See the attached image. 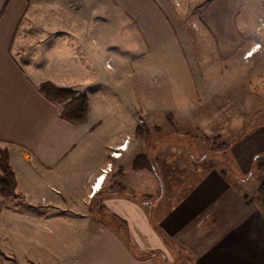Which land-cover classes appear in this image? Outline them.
<instances>
[{
  "label": "crops",
  "instance_id": "crops-1",
  "mask_svg": "<svg viewBox=\"0 0 264 264\" xmlns=\"http://www.w3.org/2000/svg\"><path fill=\"white\" fill-rule=\"evenodd\" d=\"M239 6L213 0L198 16L209 40L227 48L245 42L239 28L257 22ZM166 9L158 0H0V149L17 178L14 195L0 194V264H166L179 253L193 264H264L262 173L254 167L264 152V118L226 140L219 165L201 170V149L152 130L161 127L157 115L173 123L199 104L180 19ZM121 31L124 53L109 41ZM100 40L108 48L102 68ZM155 72L165 76L161 84L149 81ZM46 81L85 93L87 118L63 117L68 99L47 97ZM137 105L141 123L132 117ZM143 123L150 134L137 133ZM166 178L175 182L170 196ZM101 245L110 250L106 261L87 258ZM17 246L35 247L23 260Z\"/></svg>",
  "mask_w": 264,
  "mask_h": 264
},
{
  "label": "rangeland",
  "instance_id": "rangeland-1",
  "mask_svg": "<svg viewBox=\"0 0 264 264\" xmlns=\"http://www.w3.org/2000/svg\"><path fill=\"white\" fill-rule=\"evenodd\" d=\"M158 1L167 8V13L173 19L177 18L173 15L174 12L180 19L179 25L177 24L178 31H180L183 40L181 44L191 66L199 104L192 117L185 119L183 118L184 115L181 114L183 117L173 123H170L168 117L164 114L157 115L156 118L159 122H156V124L161 127L152 128V130H157L164 141L175 143L180 148L194 147L195 150L201 149L200 155L196 154L197 169L201 170L204 165H208L206 168L215 164L219 165L222 161L220 159L224 155L222 156L221 150L215 149V144L222 140H225V142L226 140L232 141L252 127L257 120L261 123L260 120L264 118L262 102V98H264V0H238L240 3L239 10H241L239 13L245 12V20L248 23L256 21L257 24L239 28L240 34L244 35L245 42L237 48H227L224 44L212 42L207 38L208 32L200 26L197 18L200 15L201 8L208 0L201 1V4H197V0H194L190 2L189 7L178 0V2L170 0L172 9L166 6L164 0ZM181 24L184 30L180 27ZM128 40L130 44L134 43V39ZM109 41L110 44H116V52L121 51V53H124L127 50L124 45L127 38H125L123 31L120 32V35L117 33L116 37ZM100 43L103 52L101 51L99 56V66L102 68L104 59L107 57V53L104 52L108 51V48L102 46V40H100ZM133 50L138 51L139 48L133 47ZM113 60V57L109 55L105 60V65L111 66ZM164 80L165 76L159 72L149 74V81H152L155 85L157 83L161 84ZM254 105H261V107L256 110ZM131 109L133 121L141 123L142 119L139 120L140 116L137 113L141 110V107L137 105V107L134 106ZM222 113L228 114L222 116ZM207 115H213L214 117L211 121H206ZM147 119L150 118L147 117ZM145 124L143 123L144 126L140 125L138 127L141 131L140 134L151 133L149 128L146 129L147 124L146 127ZM150 124L148 123V125ZM182 171L184 170L181 169L180 174H182ZM188 172L191 171L186 169L187 177ZM259 177L260 173L256 170L249 178L251 184L253 185ZM165 180L167 186L165 193L166 196H170L171 190H173L172 184L175 182L168 178ZM141 185L145 189L147 184L144 181ZM253 197L254 200L258 201L255 195ZM101 220L105 221V218ZM17 247L23 260H27L29 250L35 246ZM36 249L41 250V248ZM109 251L107 245H101L98 252L94 251V256L89 251L87 258L94 259L96 257L104 262L108 258ZM5 254L8 255V252L5 251ZM136 254L142 255L141 258L150 259L153 251L136 252ZM52 256H55V252L52 253ZM159 259L162 258L159 257ZM164 259L166 264H193L189 256L183 253L176 254L174 261L171 260L173 259L171 257H165ZM161 264H164V262Z\"/></svg>",
  "mask_w": 264,
  "mask_h": 264
},
{
  "label": "trees",
  "instance_id": "trees-1",
  "mask_svg": "<svg viewBox=\"0 0 264 264\" xmlns=\"http://www.w3.org/2000/svg\"><path fill=\"white\" fill-rule=\"evenodd\" d=\"M213 0H209L200 10V15L208 8ZM45 95L53 100L62 101L68 100L65 104L61 115L67 120L83 121L87 118L89 110L88 96L83 94H76L74 90L64 87H59L50 81L43 82L40 86ZM140 133V129L137 130ZM216 145V146H215ZM215 149L224 151L228 149V143L221 141L216 143ZM218 145V146H217ZM145 159L146 166L150 163L148 157L142 156ZM140 159V157L138 158ZM138 159L135 166H138ZM254 165L261 173L262 177L258 190L262 196V211L264 213V152L255 155ZM149 167V166H148ZM17 178L15 171L10 163L9 151L7 149H0V194L8 197L16 193Z\"/></svg>",
  "mask_w": 264,
  "mask_h": 264
},
{
  "label": "built area",
  "instance_id": "built-area-1",
  "mask_svg": "<svg viewBox=\"0 0 264 264\" xmlns=\"http://www.w3.org/2000/svg\"><path fill=\"white\" fill-rule=\"evenodd\" d=\"M127 143H128V140H127ZM120 147L125 148V144L121 145ZM113 154L116 156V155H119L120 152H116V151H114ZM106 169H107V168H106ZM106 169L103 170V174L107 172ZM103 174H102V175H103ZM102 175H101V176H102ZM100 188H101V185H100L98 188L96 187L97 190L100 189Z\"/></svg>",
  "mask_w": 264,
  "mask_h": 264
}]
</instances>
